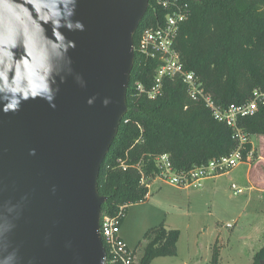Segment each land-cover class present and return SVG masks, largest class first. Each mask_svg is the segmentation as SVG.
<instances>
[{"label":"water","instance_id":"obj_1","mask_svg":"<svg viewBox=\"0 0 264 264\" xmlns=\"http://www.w3.org/2000/svg\"><path fill=\"white\" fill-rule=\"evenodd\" d=\"M148 5L0 0V264H107L98 174Z\"/></svg>","mask_w":264,"mask_h":264},{"label":"trees","instance_id":"obj_2","mask_svg":"<svg viewBox=\"0 0 264 264\" xmlns=\"http://www.w3.org/2000/svg\"><path fill=\"white\" fill-rule=\"evenodd\" d=\"M180 1L188 4L189 15L180 26L176 48L185 70L194 73L213 102L219 107L240 104L255 89L264 90V0ZM164 14L149 0L133 36L135 48L140 32L154 27ZM155 67L154 61L134 52L127 113L98 174V192L107 198L101 214L114 215L122 207L119 223L128 205L146 199L148 189L140 184V171L148 179L154 177L159 155L168 154L177 171H187L235 148L232 131L214 119L201 101H192L180 79H166L162 95L155 99L137 93L136 83L149 88ZM238 126L247 137L264 136V106ZM251 150L250 142L246 143L244 156ZM122 163L126 170L121 169ZM144 239L137 264L176 252L175 230L161 225L148 229ZM262 259L264 245L254 254L253 264Z\"/></svg>","mask_w":264,"mask_h":264},{"label":"rangeland","instance_id":"obj_3","mask_svg":"<svg viewBox=\"0 0 264 264\" xmlns=\"http://www.w3.org/2000/svg\"><path fill=\"white\" fill-rule=\"evenodd\" d=\"M249 141L256 153L249 156V164L205 182L201 189L149 182L146 199L128 205L120 222L125 245L137 250L136 264L146 244L145 232L161 225L178 233L176 252L149 264H253L254 254L264 245V193L252 191L245 180L248 171L259 183L264 181V138L252 135Z\"/></svg>","mask_w":264,"mask_h":264},{"label":"built area","instance_id":"obj_4","mask_svg":"<svg viewBox=\"0 0 264 264\" xmlns=\"http://www.w3.org/2000/svg\"><path fill=\"white\" fill-rule=\"evenodd\" d=\"M154 9H162L164 18L159 19L154 27L146 28L138 35L134 52L144 60L154 61L156 67L149 88L142 83H136L135 89L139 95H146L155 99L162 95L166 79H180L187 88V93L192 101H201L210 111L214 119L225 124L232 131L235 148L227 155L210 159L207 163L195 166L187 171H177L168 154L159 155L155 160L157 172L154 177H147L140 171V184L146 185L154 179L164 184L183 189H201L209 179L228 174L241 164L248 163V152L244 156V145L249 141L239 128L241 119L253 115L260 107L264 106V90L255 89L250 99L240 104H230L226 107L217 106L210 95L205 91L193 72L185 70L181 56L176 48V39L180 26L188 18L189 8L187 3L180 0H153ZM121 169L127 166L121 164ZM232 190L239 194L238 188L232 184ZM123 208L120 207L114 215L101 214L99 232L106 252L107 264H136L137 258L134 251L127 248L120 236L119 218Z\"/></svg>","mask_w":264,"mask_h":264},{"label":"crops","instance_id":"obj_5","mask_svg":"<svg viewBox=\"0 0 264 264\" xmlns=\"http://www.w3.org/2000/svg\"><path fill=\"white\" fill-rule=\"evenodd\" d=\"M256 137H259V138H264V136H256ZM251 144V143H250ZM252 146V145H251ZM252 148V147H251ZM252 152V156H253V153H255L253 151V149L251 150ZM249 163H246L245 165H248ZM217 178V177H216ZM216 178H212V179H209L206 181L209 182V181H214ZM245 185H247V187L251 188L252 191H262L264 193V181L259 183L257 181V179H254V176L250 174V172L247 171L246 173V180H245ZM166 230H169L168 228H165ZM259 235V234H258ZM258 235H254L253 237H250V246H252V243L254 241V238L257 237ZM122 238V237H121ZM123 240V238H122ZM263 246V245H262ZM134 252H137V250H135Z\"/></svg>","mask_w":264,"mask_h":264}]
</instances>
